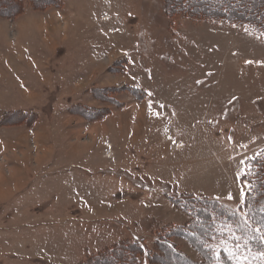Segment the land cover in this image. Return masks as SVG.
<instances>
[{"label":"rangeland","instance_id":"obj_1","mask_svg":"<svg viewBox=\"0 0 264 264\" xmlns=\"http://www.w3.org/2000/svg\"><path fill=\"white\" fill-rule=\"evenodd\" d=\"M181 2L0 0V264L200 263L179 198L246 202L264 37Z\"/></svg>","mask_w":264,"mask_h":264},{"label":"trees","instance_id":"obj_2","mask_svg":"<svg viewBox=\"0 0 264 264\" xmlns=\"http://www.w3.org/2000/svg\"><path fill=\"white\" fill-rule=\"evenodd\" d=\"M201 1L203 3L208 0H196V3ZM172 5L175 6L173 14L188 17L208 14L210 19L244 25L264 37V0H249L247 6L240 7L237 6L236 0H218L214 2L217 10L213 9L207 13L201 6L194 7V1L182 0L180 4ZM76 106L78 105H73ZM79 106L91 109V106ZM242 179L247 185V198L241 207L201 196L179 198L180 204L191 215L190 218L201 210L196 204H209L206 210V227L196 233L186 230L188 235L196 236L202 249L208 253L200 263L194 264H264V257L260 255L264 253V149L247 160ZM180 227L186 228L184 225L178 228ZM167 245L170 246L169 243ZM125 246L129 256L134 259L132 264H149L148 256L152 254L144 245L129 241ZM114 249L105 250L103 255ZM137 255H141L142 263L137 259ZM116 264L131 263L118 260Z\"/></svg>","mask_w":264,"mask_h":264},{"label":"bare ground","instance_id":"obj_3","mask_svg":"<svg viewBox=\"0 0 264 264\" xmlns=\"http://www.w3.org/2000/svg\"><path fill=\"white\" fill-rule=\"evenodd\" d=\"M45 29H46V28H45ZM36 156H37V157H36L37 161L40 160L41 155L38 154V155H36ZM0 178H1V177H0Z\"/></svg>","mask_w":264,"mask_h":264},{"label":"snow or ice","instance_id":"obj_4","mask_svg":"<svg viewBox=\"0 0 264 264\" xmlns=\"http://www.w3.org/2000/svg\"><path fill=\"white\" fill-rule=\"evenodd\" d=\"M260 255H261L262 257H264V253H260Z\"/></svg>","mask_w":264,"mask_h":264}]
</instances>
